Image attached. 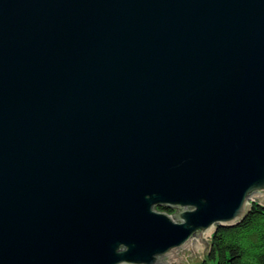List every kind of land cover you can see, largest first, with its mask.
I'll return each instance as SVG.
<instances>
[{
	"label": "water",
	"instance_id": "water-1",
	"mask_svg": "<svg viewBox=\"0 0 264 264\" xmlns=\"http://www.w3.org/2000/svg\"><path fill=\"white\" fill-rule=\"evenodd\" d=\"M254 202L264 0H0V264H184Z\"/></svg>",
	"mask_w": 264,
	"mask_h": 264
},
{
	"label": "trees",
	"instance_id": "trees-1",
	"mask_svg": "<svg viewBox=\"0 0 264 264\" xmlns=\"http://www.w3.org/2000/svg\"><path fill=\"white\" fill-rule=\"evenodd\" d=\"M250 210L249 220H240L238 228L212 233L211 256L205 253L189 264H264V206L254 202Z\"/></svg>",
	"mask_w": 264,
	"mask_h": 264
},
{
	"label": "rangeland",
	"instance_id": "rangeland-1",
	"mask_svg": "<svg viewBox=\"0 0 264 264\" xmlns=\"http://www.w3.org/2000/svg\"><path fill=\"white\" fill-rule=\"evenodd\" d=\"M206 239H207V237H206ZM189 255L190 254H183L184 264H189L192 261V259H190V256ZM201 256L203 257L204 254L201 253V254H199V256H195V258L199 259V258H201Z\"/></svg>",
	"mask_w": 264,
	"mask_h": 264
}]
</instances>
